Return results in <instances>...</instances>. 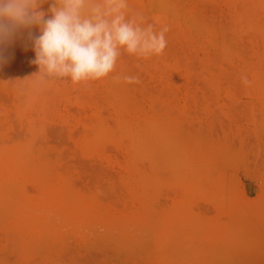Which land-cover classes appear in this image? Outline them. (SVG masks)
Returning <instances> with one entry per match:
<instances>
[{"label": "rangeland", "instance_id": "374dc122", "mask_svg": "<svg viewBox=\"0 0 264 264\" xmlns=\"http://www.w3.org/2000/svg\"><path fill=\"white\" fill-rule=\"evenodd\" d=\"M129 4L167 46L103 79L3 53L0 264H264V0Z\"/></svg>", "mask_w": 264, "mask_h": 264}, {"label": "clouds", "instance_id": "9594fccd", "mask_svg": "<svg viewBox=\"0 0 264 264\" xmlns=\"http://www.w3.org/2000/svg\"><path fill=\"white\" fill-rule=\"evenodd\" d=\"M25 31L35 52L31 63L39 69L34 76L79 84L109 76L124 53L145 59L160 55L169 29L146 23L129 0H0V65L7 46ZM124 80L138 82L132 76Z\"/></svg>", "mask_w": 264, "mask_h": 264}, {"label": "bare ground", "instance_id": "6f19581e", "mask_svg": "<svg viewBox=\"0 0 264 264\" xmlns=\"http://www.w3.org/2000/svg\"><path fill=\"white\" fill-rule=\"evenodd\" d=\"M156 20V19H155ZM164 22V21H163ZM26 59V58H25ZM90 132V131H89Z\"/></svg>", "mask_w": 264, "mask_h": 264}]
</instances>
